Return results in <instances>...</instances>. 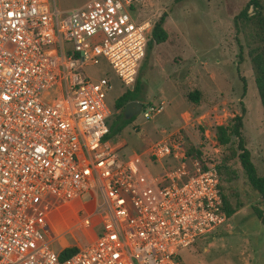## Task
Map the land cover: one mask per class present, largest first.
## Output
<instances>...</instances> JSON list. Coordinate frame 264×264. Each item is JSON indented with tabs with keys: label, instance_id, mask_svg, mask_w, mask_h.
<instances>
[{
	"label": "built area",
	"instance_id": "obj_1",
	"mask_svg": "<svg viewBox=\"0 0 264 264\" xmlns=\"http://www.w3.org/2000/svg\"><path fill=\"white\" fill-rule=\"evenodd\" d=\"M131 6L89 0L58 11L53 0H0V264H181L180 250L226 220L216 169L179 133L144 151L163 164L154 176L105 139L111 83L85 70L104 62L133 88L151 25L131 18ZM162 111L158 103L139 113L147 121ZM60 211L86 241L66 258L50 249Z\"/></svg>",
	"mask_w": 264,
	"mask_h": 264
},
{
	"label": "rangeland",
	"instance_id": "obj_2",
	"mask_svg": "<svg viewBox=\"0 0 264 264\" xmlns=\"http://www.w3.org/2000/svg\"><path fill=\"white\" fill-rule=\"evenodd\" d=\"M88 1L53 0V4L58 11H64ZM131 1L130 17L146 21L151 27L165 15L162 27L166 40L153 46L144 57L136 78L140 102L162 103L163 111L148 121L136 114L117 136L107 140L113 146L122 145L118 150L120 157L138 155L152 176L161 173L163 164H153L143 155L147 147L174 132L184 138L186 148L197 145L200 161L216 169L220 193L228 206L236 207V212L195 246L180 250V263L264 264V225L254 214L256 209L264 217V202L247 184L233 156L237 153L235 139L231 138L224 147L215 141L216 126H225L233 116L242 115L244 146L256 175L264 177V117L248 58L249 37L254 29L244 27L242 22L244 13L263 19L264 0H256V6L250 4L251 0ZM103 69L107 70L102 62L86 69L85 74L95 79ZM109 75L112 87L105 98L110 110L107 124L118 113L113 110V103L122 93L118 81L110 72ZM194 92L198 93L196 103L188 98ZM79 202L86 204L88 198L82 196ZM54 213L50 219L52 241L58 236V241L65 243L63 250L84 247L82 230L71 228L72 220L66 228L61 227L63 212L59 216ZM58 220L62 221L57 225ZM50 249L55 254L61 251L57 242Z\"/></svg>",
	"mask_w": 264,
	"mask_h": 264
},
{
	"label": "trees",
	"instance_id": "obj_3",
	"mask_svg": "<svg viewBox=\"0 0 264 264\" xmlns=\"http://www.w3.org/2000/svg\"><path fill=\"white\" fill-rule=\"evenodd\" d=\"M250 4L256 6V0H251ZM164 18L165 15L162 14L152 25L147 39L145 56H147L148 52L152 50L153 46L160 45L165 42L166 32L162 27ZM242 18H244V20H242L244 27L250 26L252 29H254L253 36L249 37V42L251 43L248 45V58L254 77L256 93L262 115L264 117V18L262 19L258 15L248 17L246 13L243 14ZM197 95L198 93L194 92L192 95H188V98L192 102L196 103ZM130 101H140L138 79H136L132 90H126L114 101L113 110L117 111L118 113L115 115L111 123L108 124V130L105 139H111L112 137H115L126 125L133 121L134 118L126 120L122 116L124 105ZM241 127L242 115L233 116L230 119L229 124L215 127V141L217 145L224 147L231 142V138L235 139V150L237 153H233V156H235L238 160L247 184L253 191L256 192L261 201L264 202V177H258L256 175L255 169L250 161L249 153L244 146V140L240 132ZM187 149L188 153H193L196 158L199 157L197 149H193L192 147ZM220 196L222 200L223 211L226 218H228L236 212V207L232 208L228 206L221 193ZM238 207H240V205H237V208ZM254 214L255 217L264 225V217H262L256 209L254 210ZM75 251V248L65 249L59 254V258H66L72 255Z\"/></svg>",
	"mask_w": 264,
	"mask_h": 264
},
{
	"label": "crops",
	"instance_id": "obj_4",
	"mask_svg": "<svg viewBox=\"0 0 264 264\" xmlns=\"http://www.w3.org/2000/svg\"><path fill=\"white\" fill-rule=\"evenodd\" d=\"M131 12H132V9H131ZM134 19L137 20L136 18H134ZM137 21H139V20H137ZM164 31H165V30H164ZM103 64L105 65V67L107 68V70H104V69H103V71L100 72V76H99L98 78L102 77V76L105 74V75L108 76V78H109V80H110V83H111V76L109 75V69H108V67L106 66V64H105L104 62H103ZM112 76L114 77V75H112ZM98 78H95V79H98ZM114 78H115V77H114ZM95 79H94V80H95ZM115 79H116V78H115ZM116 80H117V79H116ZM117 81H118V80H117ZM135 81H136V80H135ZM134 84H135V83H134ZM118 85L120 86L119 82H118ZM111 87H112V85H111ZM131 90H132V89H131ZM125 91H126V90L122 89V93H124ZM127 91H130V90H127ZM122 93H121V94H122ZM121 94H120V95H121ZM120 95H119V96H120ZM119 96H118V97H119ZM118 97H117V98H118ZM115 100H116V99H115ZM130 102H131V101H130ZM137 102L141 103L140 101H137ZM147 105H150V104H147ZM143 106H145V105L141 103V107H143ZM109 111H110V110L108 109V113H109ZM122 111H123V110H122ZM138 113H139V112H138ZM138 113H137V114H138ZM133 117H134V116H133ZM133 117H132V118H133ZM141 118H142V117H141ZM126 120H128V119H126ZM143 120H144V119H143ZM150 120H151V119H150ZM144 121H146V120H144ZM147 121H148V120H147ZM107 127H108V124H107ZM134 128H139V127H134ZM139 129H140V128H139ZM140 130H141V129H140ZM141 131H142V130H141ZM164 131H165V130H164ZM120 132H121V131H120ZM120 132H119V133H120ZM132 132H133L135 135H137V134L139 133V131H132ZM119 133H118V134H119ZM118 134H117V135H118ZM117 135H116V136H117ZM164 137H166V136H164ZM164 137H163V138H164ZM163 138H161V139H163ZM161 139H160V140H161ZM160 140H159V141H160ZM121 146H122V145H115L114 147H116V148H121ZM143 153H144V152H143ZM62 216L65 217L66 219H64V221H63L64 223L62 222L63 224L60 225V226H61V227H64L66 224L69 223L70 220H72L73 216H72V214H71L70 212H67V213H65V214H62ZM61 221H62V220H58V221H55V222H56L57 225H58V224L61 223ZM56 242L58 243V245H59L61 248H62V247L65 248V247H66V246L63 245V244H65L64 241L59 242L58 239H57Z\"/></svg>",
	"mask_w": 264,
	"mask_h": 264
},
{
	"label": "water",
	"instance_id": "obj_5",
	"mask_svg": "<svg viewBox=\"0 0 264 264\" xmlns=\"http://www.w3.org/2000/svg\"><path fill=\"white\" fill-rule=\"evenodd\" d=\"M141 109V103L137 101H131L124 105L122 116L124 119H130L135 116Z\"/></svg>",
	"mask_w": 264,
	"mask_h": 264
}]
</instances>
